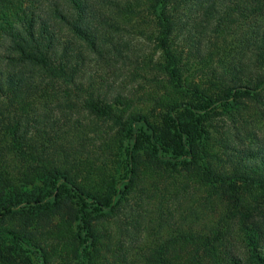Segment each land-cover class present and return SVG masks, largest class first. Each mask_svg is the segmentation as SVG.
I'll list each match as a JSON object with an SVG mask.
<instances>
[{
  "label": "trees",
  "instance_id": "1",
  "mask_svg": "<svg viewBox=\"0 0 264 264\" xmlns=\"http://www.w3.org/2000/svg\"><path fill=\"white\" fill-rule=\"evenodd\" d=\"M0 264H264V0H0Z\"/></svg>",
  "mask_w": 264,
  "mask_h": 264
}]
</instances>
